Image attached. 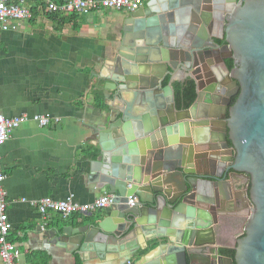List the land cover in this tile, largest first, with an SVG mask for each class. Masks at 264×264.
Listing matches in <instances>:
<instances>
[{"label": "water", "instance_id": "1", "mask_svg": "<svg viewBox=\"0 0 264 264\" xmlns=\"http://www.w3.org/2000/svg\"><path fill=\"white\" fill-rule=\"evenodd\" d=\"M220 51L234 59L231 70L213 57ZM115 70L129 98L119 95L94 137L102 153L116 149L100 161L112 210L48 235L79 252L102 235L134 255L139 230L158 231L156 249L168 250L152 264H264V0H152L125 17ZM179 74L197 85L195 102L184 110L176 107L172 83L164 85ZM246 199L254 207L245 234L235 240L234 258L223 255L215 228Z\"/></svg>", "mask_w": 264, "mask_h": 264}, {"label": "crops", "instance_id": "2", "mask_svg": "<svg viewBox=\"0 0 264 264\" xmlns=\"http://www.w3.org/2000/svg\"><path fill=\"white\" fill-rule=\"evenodd\" d=\"M151 2L146 0L144 7ZM130 12L102 9L83 15L60 14L59 19H53L38 7L33 18L22 22L17 31L0 32V112L7 117L26 114L29 118L51 114L59 120L41 126L29 119L0 148L13 226L10 238L21 250V264H140L138 260L144 255L146 264H152L168 250L156 246L143 253L151 241L157 239L160 244L162 238L158 231L144 235L139 230L135 239L139 248L134 255L114 248L102 235L79 252L55 242L48 231L59 225L61 234L63 226L76 228L97 222L112 206L64 218L54 211L44 216L37 204L69 196L85 204L109 194L100 182L104 166L100 161H109L116 149L112 146L102 153L94 137L111 106L119 104V95L129 98V91L119 88L120 82L115 80L120 78L115 56ZM93 89L103 92L107 109L95 105ZM206 105L202 102L197 113ZM246 219L230 218L216 226L219 250L233 248L243 232L238 224L244 225Z\"/></svg>", "mask_w": 264, "mask_h": 264}, {"label": "built area", "instance_id": "3", "mask_svg": "<svg viewBox=\"0 0 264 264\" xmlns=\"http://www.w3.org/2000/svg\"><path fill=\"white\" fill-rule=\"evenodd\" d=\"M145 2L146 0H0V32L17 31L22 22L33 18L38 7L49 13L83 15L102 9L136 11L143 7ZM29 119H34L41 126H48L54 121H59L51 114L34 115L29 118L26 114L7 117L0 112V148L13 131ZM5 177L0 164V256L3 264H21V250L10 238L13 226L8 213L7 191L3 184ZM133 202L134 199L131 198L130 203ZM37 204L44 216L54 211L67 218L74 214L87 215L113 206L114 196L105 194L96 201L85 204L74 201L72 196L63 200L47 198Z\"/></svg>", "mask_w": 264, "mask_h": 264}, {"label": "trees", "instance_id": "4", "mask_svg": "<svg viewBox=\"0 0 264 264\" xmlns=\"http://www.w3.org/2000/svg\"><path fill=\"white\" fill-rule=\"evenodd\" d=\"M46 13L51 16L53 19H59L60 14L58 13H49L46 11ZM66 19L63 18L62 22H64ZM216 42L218 43H224L223 39H216ZM227 66L229 69H232L234 67V59L231 57L227 59ZM169 83H172L174 91H175V102L176 107L179 110L188 109L196 100L197 98V85L196 81L192 77H187L184 80H174L171 82V76L168 75L166 79L164 80V85H167ZM94 95V103L95 105L100 109H107L108 106L105 103V96L101 90L93 89ZM235 100V99H234ZM231 144V141H229ZM14 242V240H13ZM159 240L154 239L150 242L149 247L142 251L143 253L149 252L151 249L155 248L159 244ZM220 253L223 255H227L230 257L235 256L236 250L234 248H221Z\"/></svg>", "mask_w": 264, "mask_h": 264}, {"label": "flooded vegetation", "instance_id": "5", "mask_svg": "<svg viewBox=\"0 0 264 264\" xmlns=\"http://www.w3.org/2000/svg\"><path fill=\"white\" fill-rule=\"evenodd\" d=\"M213 57L214 58H220V57H223V62H224V64L227 66V59H229V58H231V56H228V54H227V52H219L217 55H213ZM223 67H224V65L221 63V65L218 67L219 68V70H222L223 69ZM228 67V66H227ZM229 69V68H228ZM231 70V69H230ZM220 73H222V71H220ZM223 73H225L224 72V69H223ZM179 77L177 78V79H182V77H181V75H178ZM221 76V80H222V77H223V75L221 74L220 75ZM211 77H213L212 75H211ZM208 78V79H212V78ZM187 78V77H186ZM185 78V79H186ZM184 80V79H183ZM212 83V82H211ZM226 87V91L227 92H229V93H232V94H234V92H235V89L233 88V87H228V86H225ZM236 95H234V96H232V102H234V99H236ZM211 107H212V105H211ZM214 107V106H213ZM214 110H216L217 111V113L218 112H220V110L217 108V109H214ZM209 111H213V109L212 108H210L209 109ZM216 125L217 126H220V125H218L217 123H216ZM230 141V140H229ZM229 144H230V142H229ZM230 146L232 147V143L230 144ZM245 179V178H244ZM244 179H237L238 180V182L240 183V184H243V180ZM244 189H246V191L248 192L249 191V186L248 185H244ZM242 208L240 209V210H236V211H234V213H235V216L234 217H230V218H235V219H238L239 217H245V218H248V214L253 210V205L246 199V200H243V202H242ZM230 218H228V219H230ZM229 220H226V222H228ZM246 221H247V219H246ZM224 222H225V220H224ZM225 222V223H226ZM223 223V222H222ZM246 223V222H245ZM243 226V232L241 233V235L239 236V237H241V236H243L244 234H245V232H244V225H242V224H238V226ZM216 240H217V237H216Z\"/></svg>", "mask_w": 264, "mask_h": 264}]
</instances>
